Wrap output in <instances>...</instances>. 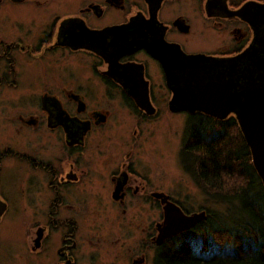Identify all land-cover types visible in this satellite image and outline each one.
<instances>
[{
    "label": "flooded vegetation",
    "instance_id": "1",
    "mask_svg": "<svg viewBox=\"0 0 264 264\" xmlns=\"http://www.w3.org/2000/svg\"><path fill=\"white\" fill-rule=\"evenodd\" d=\"M253 2L0 0V264H156L183 247L192 230L160 242L170 196L140 148L165 110L193 136L199 117L237 121L194 107L221 77L264 86Z\"/></svg>",
    "mask_w": 264,
    "mask_h": 264
},
{
    "label": "trees",
    "instance_id": "2",
    "mask_svg": "<svg viewBox=\"0 0 264 264\" xmlns=\"http://www.w3.org/2000/svg\"><path fill=\"white\" fill-rule=\"evenodd\" d=\"M217 122L199 117L196 136L189 135L188 126L181 159L184 170L210 199L226 206V213L208 210L207 221L190 229L183 247L162 251L156 264H264V184L237 121Z\"/></svg>",
    "mask_w": 264,
    "mask_h": 264
},
{
    "label": "rangeland",
    "instance_id": "3",
    "mask_svg": "<svg viewBox=\"0 0 264 264\" xmlns=\"http://www.w3.org/2000/svg\"><path fill=\"white\" fill-rule=\"evenodd\" d=\"M187 121L186 115L166 110L157 116L156 129L148 130V138L143 140L141 156L149 163L156 162V188L165 191L177 205L198 214L208 210L226 213V206L210 199L196 178L183 168L181 151ZM229 133L234 137L232 132ZM162 213V207L156 203V220Z\"/></svg>",
    "mask_w": 264,
    "mask_h": 264
},
{
    "label": "water",
    "instance_id": "4",
    "mask_svg": "<svg viewBox=\"0 0 264 264\" xmlns=\"http://www.w3.org/2000/svg\"><path fill=\"white\" fill-rule=\"evenodd\" d=\"M256 3L257 6L264 4ZM245 5L242 10H247ZM246 87V86H244ZM211 88L207 86L199 92L201 95L205 89ZM226 88V87H225ZM223 88H221L222 90ZM252 91L248 88H242L245 95L240 94L239 98L231 97V92L221 93L218 99H215L210 105H197L195 109L211 114L217 118H226L231 112L236 113V118L240 125L244 139L246 140L253 159V164L264 184V89ZM242 97V98H241ZM228 103V104H226ZM172 109H179L172 106ZM164 220L159 225V239L162 242L165 238L179 234L189 228L194 227L205 218V212L202 213H185L176 203L164 201Z\"/></svg>",
    "mask_w": 264,
    "mask_h": 264
},
{
    "label": "bare ground",
    "instance_id": "5",
    "mask_svg": "<svg viewBox=\"0 0 264 264\" xmlns=\"http://www.w3.org/2000/svg\"><path fill=\"white\" fill-rule=\"evenodd\" d=\"M258 65L260 68H264V59L260 60ZM223 80H224V78L221 77V79L217 82V84L207 85L208 87L211 86V88H209V89L206 88L205 91L198 97V102L200 105H205V104L210 105V103L212 101H214L215 99H218V96H221V93H219V91H221L222 93L231 92V94H232L231 97L237 99L240 97V94H242V97H243V95H245L244 91L240 90L242 88H248L252 91L261 90L258 88L264 89V86H261V85H252L249 87H244L241 85L238 86V85H235V84L233 85V84L228 83V82H223ZM207 86H205V87H207ZM221 88H223V89L221 90ZM226 104H228V103H226Z\"/></svg>",
    "mask_w": 264,
    "mask_h": 264
}]
</instances>
